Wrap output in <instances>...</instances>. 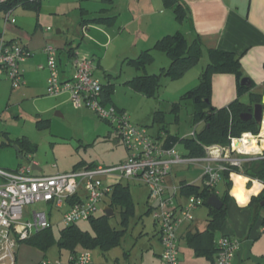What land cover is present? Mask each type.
I'll return each instance as SVG.
<instances>
[{
    "label": "crops",
    "instance_id": "obj_1",
    "mask_svg": "<svg viewBox=\"0 0 264 264\" xmlns=\"http://www.w3.org/2000/svg\"><path fill=\"white\" fill-rule=\"evenodd\" d=\"M179 1L186 12V18L181 24L175 20L172 8L164 6L163 0H45V11L48 14L44 13V15H41L43 16L41 21L38 17L31 36L24 33V30L16 26L15 23L10 24L3 21L2 23L0 22V42H19L20 45L30 51L31 56L21 65L23 81V85L21 86H27L28 89L26 91H31L36 88L46 89L48 73L46 69H39L41 71L37 69L39 65H45V55L43 53L45 44L51 43L58 50L59 70L62 79L71 78L73 75L71 66L72 57L70 55L76 56L79 51L78 45L75 48L72 41L58 39L50 35L49 31L51 30H47L46 28L45 32L39 31L42 27L41 23L54 25L58 28L56 30L57 35L61 34L68 27L74 28V31L79 29L81 35H83V30H91V35L95 39L93 38V42L91 39L92 54L88 57L93 60V74L96 69H102L99 59L96 60L94 55L108 45L109 36L114 39L113 43L117 42L121 44L124 43L125 38H135L134 46L137 47L135 49L139 55L141 52L151 49L158 39L179 31L189 43L196 38L199 39L203 49L200 59L202 62H207L206 50L209 49L230 52L236 55L240 60L243 77L248 78L251 82V86L247 88L248 90L243 95L238 96L236 79L232 74H214L211 78L210 92V105L213 108H224L238 98L242 103L248 104L250 97L261 98L264 96V0ZM93 4L99 7L98 10L90 8ZM41 5L42 3H40L38 10L41 9ZM92 19L99 20L94 23L88 22ZM23 24L21 23V25ZM158 52H152L155 53L153 62H156V57L159 56L157 55ZM166 58L168 57L166 56ZM164 60V62L162 61L163 68L161 69H165L164 65H166L165 62L167 60ZM201 70L202 68L194 74L195 81H198ZM104 72L107 73L106 70ZM105 73L104 79H106L107 85H112L111 94H113L115 88L114 84L110 82L111 76ZM133 77L135 76L126 78L125 82ZM111 94L108 97L105 96V93L103 94L102 98L106 101L104 105L106 107L113 106L117 110L126 113L130 122L135 124L132 121V116L128 114L129 110L127 108L129 109V107L127 104L125 102L119 104L113 102ZM245 97H248L246 101H244ZM54 99L57 100L55 101L54 108L61 107L63 103L67 102L68 96L62 95ZM134 121L136 120L134 119ZM135 125L140 126L138 124ZM150 135L155 138H162L165 133L163 131L160 132L158 129L155 134L151 133ZM250 135L253 136L252 134ZM255 137L257 138L258 150L264 152V121L261 129L259 128L258 135ZM114 142L115 144H119L117 138ZM19 159H23V156ZM21 163L19 161L15 169ZM185 168H187V171L192 168L202 169L201 164L193 166L173 164L170 174L165 178L167 195H172V188L179 187L182 183L201 186V175L196 176L192 180H188V174L181 178L178 177L181 173L183 175L184 171L182 169L185 170ZM37 172H41V170L36 163L33 174L47 176L36 174ZM232 176L233 174L229 175L228 179L231 183L229 189L231 199L227 205L225 222L222 228L215 233L213 245L216 247V241L221 236L236 239L239 242V246L234 254L232 264H264V210H257L256 207L249 206L251 198L258 196L262 192L263 185L257 180L245 177L247 179L245 190L255 188V191L248 195L246 202L240 203L231 194V189L234 185ZM105 180L106 182L115 183V177L113 176H108ZM119 182L122 183V181ZM226 182L227 180L223 178V185L219 192L216 185L215 192L218 197L223 195L226 189ZM185 198V196L178 195L174 199L176 200L175 205L183 204ZM153 206V203L148 206L147 210L150 211L149 213H151ZM199 208H196L192 212L193 220L183 223L178 229V264H214L208 257L196 253L187 243L186 237L188 235L202 232L205 229L206 220L204 224H201L200 221L203 216L199 212ZM156 233L158 246L155 250V255L159 262L163 264L161 261L162 245L159 238V229H157ZM30 247L28 245L25 247L24 251L26 254H24V261L19 260L16 255L18 264L23 262L24 264H36L45 258L44 252ZM31 250H34V252H31ZM215 256L216 253L212 256L213 261L215 260ZM93 263L96 264L94 260Z\"/></svg>",
    "mask_w": 264,
    "mask_h": 264
},
{
    "label": "built area",
    "instance_id": "obj_2",
    "mask_svg": "<svg viewBox=\"0 0 264 264\" xmlns=\"http://www.w3.org/2000/svg\"><path fill=\"white\" fill-rule=\"evenodd\" d=\"M2 14L5 23H15L11 18V9ZM43 53L46 62L38 69H46L48 73L46 95L53 98L67 95L74 108H87L97 118L109 123L127 157L110 167H80L47 176L33 174L36 163L30 157L15 170L0 168V264H17L16 244L52 228L56 215L60 217L58 223L64 227L94 218L109 198L112 186L122 180L133 181L147 190L148 200L154 201L151 208L153 220L159 225L161 261L163 264H178V229L183 223L193 220L192 212L201 207L204 200L199 195H191L185 198L183 204L175 205L174 199L179 195L180 186L173 187L170 196L165 186V178L170 174L172 165L201 164L200 187L215 190L222 173L245 162L264 160V153L260 150L240 152L235 144L243 143L245 134H242L239 138H229L227 146H203V157L179 155L175 147H165L163 139L155 138L146 128L131 123L126 113L102 103L103 87L93 76L94 66L90 57L74 56L71 59L73 75L62 79L58 50L46 45ZM30 56L26 47L1 41L0 80H8L13 89L23 85L21 65ZM194 136L195 130L190 137ZM253 137L257 142V138ZM108 176L115 177V183L106 182ZM37 204H43L44 208L30 209ZM238 246L236 239L221 236L216 241L214 264H232ZM36 264L94 263L90 251L76 250L67 252L64 259L43 258Z\"/></svg>",
    "mask_w": 264,
    "mask_h": 264
},
{
    "label": "rangeland",
    "instance_id": "obj_3",
    "mask_svg": "<svg viewBox=\"0 0 264 264\" xmlns=\"http://www.w3.org/2000/svg\"><path fill=\"white\" fill-rule=\"evenodd\" d=\"M41 3L40 10L19 6L12 10L11 18L15 20V25L21 27L24 33L29 36L34 32L33 29L38 17L41 21L43 17L41 15L47 13L45 11V0H42ZM94 5H91L90 8L98 10L99 7ZM3 18V14H0L1 23L4 21ZM21 23H24V26ZM41 24L42 27L39 31L45 32L46 28L49 27V30H51L49 33L53 37L70 40L75 48L78 45L77 56L92 54L94 37L91 35V30L85 31L81 35L79 29L74 31V28L68 27L57 35L56 30L58 28L54 25ZM113 40L109 36L108 45L94 55L96 60L99 59L102 69H96L93 74L95 78L101 81L103 86H107V81L104 79V70L107 72L105 74L111 76L110 82L114 84L115 88L114 93L111 94L112 101L118 104L125 102L129 107L127 110H129L128 114L132 116V121L145 127L150 134H155L158 129L164 127L172 136L190 138L194 130L200 131L203 127L201 123L193 125V102L182 99V96L185 92L197 86L198 81L194 80V74L202 68L201 73L207 62L200 60L195 68H191L192 70H188L189 72L187 71L181 77L173 80L161 75L162 61L167 60L166 65H164L165 69L170 65V61L164 54L158 52L157 55L159 56L156 57V62H151L144 70L138 71L128 61L138 56L137 47L134 46L136 39L133 37L125 38L122 44L113 43ZM46 45L55 47L51 43L44 46ZM154 55L155 53H153ZM142 74L160 75L159 87L152 97L134 92L124 83L126 78ZM27 89V86L13 89L8 80H0V143L9 142L10 144L9 147H0V168L15 170L19 161L26 163L27 158L30 157V160L37 163L41 170L36 174L54 175L69 172L75 167H88L90 165L110 167L117 165L127 157L125 148L121 144H115L116 136L111 125L97 118L91 110L74 108L68 99L61 107L54 108L57 100L47 96L46 89L36 88L26 91ZM247 98L245 97L244 101ZM174 104H177L176 109H173ZM22 138L27 139L32 146H35V151L33 155L24 152V158L20 160L19 156L21 154H18V146L14 141ZM175 149L179 155L186 156L188 154L182 143L177 144ZM54 165L56 168H53ZM185 170L182 169L184 172L183 175L182 173L178 175L179 178L188 174V180H192L202 173L200 168H192L188 171L185 168ZM122 184L129 187L133 202L132 212L127 215L124 221L121 208L116 206L112 208L113 216L106 218L113 228L125 230V235L115 247L91 249L93 260L96 264H161L155 255L158 246L156 232L159 225L154 224L151 213H146L148 206L154 201L148 200L147 203V190L141 185L128 180H122ZM222 185L223 177L217 183L218 192ZM110 203V198H106L96 218L105 215L104 208L108 207ZM174 203H176V200H174ZM43 208V204L30 207L31 210H42ZM199 210L203 216L200 222L204 224L207 219V208L203 206ZM59 219V215H56L52 221V234L55 242L44 252L45 258L48 259L59 257L64 259L67 254V251L59 249L56 245L60 230L64 227L61 223H58ZM122 222H124V225ZM77 226L82 231L92 232L90 222H80ZM16 247L18 259L24 261V254H26L24 250L27 245L17 243ZM31 252H34V250H31ZM21 264H24V262Z\"/></svg>",
    "mask_w": 264,
    "mask_h": 264
},
{
    "label": "trees",
    "instance_id": "obj_4",
    "mask_svg": "<svg viewBox=\"0 0 264 264\" xmlns=\"http://www.w3.org/2000/svg\"><path fill=\"white\" fill-rule=\"evenodd\" d=\"M41 1L42 0L33 2L29 0L0 1V14L9 9L13 10L18 6L38 10ZM163 3L164 6L172 8L175 20L181 24L186 18V12L180 1L163 0ZM98 20L99 19H92L88 22L94 23ZM153 51L162 52L169 58V67L167 69H161L160 71L161 75L167 76L173 80L181 77L189 69L196 66L203 54V49L198 38L189 43L185 36L177 31L171 35H166L158 39L151 49L141 52L136 58L129 59L128 61L136 70L142 71L153 62ZM206 55L207 64L199 75L197 86L188 90L182 96V99L191 100L193 102V125L202 123V129L200 131L195 130L194 138H179L176 135L172 136L168 134L164 127H162L159 130L165 133L164 138L157 137L158 139H163L164 146L168 148L175 147L177 144L182 143L184 148L188 151V155L186 156L189 157H203L205 155L203 146H227L229 145V138H239L242 134L249 133L256 136L259 133V126L253 119L242 121L239 115L248 111L251 112V106L260 102V97H250L248 104L242 103L238 98L221 109L213 108L210 105L211 78L214 74H232L236 79L238 96L243 95L248 90L245 86L240 85V80L243 78V75L239 58L230 52L210 49L206 50ZM70 57L73 58L74 56L70 55ZM159 78L160 75L156 74H142L131 78L129 81L125 82V85L134 92L146 97H152L156 94L157 88L159 87ZM102 87V97L104 93L105 96L108 97L112 93V85ZM104 102L106 101L102 98V103L104 104ZM173 106V109L177 108V104ZM14 142L18 146V154H21L23 158L24 152L33 155L35 146H32L27 139H16ZM3 146L7 147L10 146V144L9 142H1L0 147ZM92 166L95 165H90L89 167ZM229 173L237 174H233L232 176L234 185L231 189V194L236 197L237 200V197H240V199L246 202L248 195L255 191V188L245 190V184L247 182L245 177L257 180L263 185L262 192L258 196L251 198L249 206H254L257 210L264 209V204L261 206V203L264 201V160L245 162L242 163L240 167H230L228 171L222 173L221 177L225 178L227 182L223 195L218 197L223 203V206L219 210L206 205L209 196L213 194L217 196L215 190H209L207 187L201 188L194 184L182 183L180 185V196L189 197L191 195H199L204 200L203 206L208 209L204 231L190 234L186 238L188 245L193 248L196 253L208 257L211 262H214L212 256L217 252L216 247L213 245V237L215 233L222 228L225 222L227 205L231 199L229 196V189L231 187V183L228 180ZM254 184L257 185L256 183ZM109 198L111 200L109 207L112 209L113 207L119 206L125 221V218L133 209L129 187L121 182L114 184ZM149 212L150 211L147 210L146 213ZM87 222H90L92 232L82 231L78 228L77 224L63 227L60 230L59 239L56 242L58 248L64 249L67 252L76 250L90 251L96 247L100 249H109L117 246L125 235V230L113 228L105 215L97 218L95 216ZM122 224L124 225V222H122ZM54 242L52 228H50L34 235L29 240L22 243L37 248L42 252H46Z\"/></svg>",
    "mask_w": 264,
    "mask_h": 264
},
{
    "label": "water",
    "instance_id": "obj_5",
    "mask_svg": "<svg viewBox=\"0 0 264 264\" xmlns=\"http://www.w3.org/2000/svg\"><path fill=\"white\" fill-rule=\"evenodd\" d=\"M240 85L245 86L246 88H249L251 86V82L248 78L243 77L240 80ZM239 118L242 121L253 119L254 122L261 129L262 123L264 121V96L261 97V100L259 103L253 104L251 106V112L248 111L246 113H242L239 115ZM17 151H19L18 147H17ZM19 158H22V156H19ZM234 175H237V174H234ZM190 185H192V184H190ZM263 204H264V201L261 203V206ZM206 205L212 207L213 209L219 210L223 206V203L220 201L218 196L213 194V195L208 197V199L206 201ZM104 214L107 218H109V217L113 216V211L110 207H106V208H104Z\"/></svg>",
    "mask_w": 264,
    "mask_h": 264
},
{
    "label": "bare ground",
    "instance_id": "obj_6",
    "mask_svg": "<svg viewBox=\"0 0 264 264\" xmlns=\"http://www.w3.org/2000/svg\"><path fill=\"white\" fill-rule=\"evenodd\" d=\"M235 147L243 153H251L259 151L257 147L256 139L250 134H245L243 143L235 144Z\"/></svg>",
    "mask_w": 264,
    "mask_h": 264
},
{
    "label": "clouds",
    "instance_id": "obj_7",
    "mask_svg": "<svg viewBox=\"0 0 264 264\" xmlns=\"http://www.w3.org/2000/svg\"><path fill=\"white\" fill-rule=\"evenodd\" d=\"M237 198L240 201V203H244L245 202L244 200L240 199V197H237Z\"/></svg>",
    "mask_w": 264,
    "mask_h": 264
}]
</instances>
